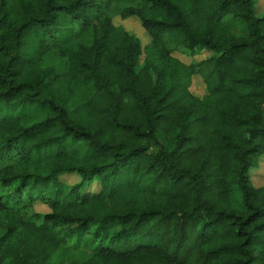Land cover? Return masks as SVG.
Listing matches in <instances>:
<instances>
[{
    "label": "trees",
    "instance_id": "16d2710c",
    "mask_svg": "<svg viewBox=\"0 0 264 264\" xmlns=\"http://www.w3.org/2000/svg\"><path fill=\"white\" fill-rule=\"evenodd\" d=\"M258 2L0 0V264H264Z\"/></svg>",
    "mask_w": 264,
    "mask_h": 264
},
{
    "label": "rangeland",
    "instance_id": "374dc122",
    "mask_svg": "<svg viewBox=\"0 0 264 264\" xmlns=\"http://www.w3.org/2000/svg\"><path fill=\"white\" fill-rule=\"evenodd\" d=\"M258 6H259V9L261 11L262 10L264 11V0H259ZM133 18L134 17H130V18H127L121 22L119 17L116 16V17H114L113 22L115 24H121L122 23L121 25L125 29H128V30L134 32L137 36H141L142 42L146 43V41L148 40V36L145 34V32L141 33L138 30L140 28L141 31H144L143 28L141 27L140 23L137 20H134ZM230 25L236 32H239L241 30L240 25H238V24H236V25L230 24ZM181 58L183 60H189V58H186L185 56H182V55H181ZM191 90L198 95L205 92V88H204L203 83L201 82V79L196 78L193 80L192 85H191ZM250 173H251V179H252L254 185H256V186L264 185V157L261 158L258 168L252 169L250 171ZM77 178H78V176L76 174H73V173L63 174L60 176V179L67 184L74 183L77 180ZM95 187H96V185L92 184L90 186V189L95 188ZM34 209L38 212H47L48 211V208L39 202L35 203Z\"/></svg>",
    "mask_w": 264,
    "mask_h": 264
}]
</instances>
